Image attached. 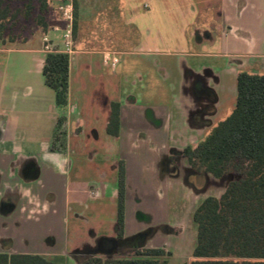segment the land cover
I'll use <instances>...</instances> for the list:
<instances>
[{
  "label": "crops",
  "instance_id": "1",
  "mask_svg": "<svg viewBox=\"0 0 264 264\" xmlns=\"http://www.w3.org/2000/svg\"><path fill=\"white\" fill-rule=\"evenodd\" d=\"M63 1L49 0L47 32L23 43L0 40V253L77 264L79 256L152 248L166 251L170 264L180 227L151 225V204L179 194L183 173L201 180L183 150L232 113L240 73L264 75V0H78L68 104L59 107L45 83L43 37L62 47ZM111 55L115 69L105 62ZM112 103L120 104L119 136L107 132ZM57 129L62 151L52 150ZM224 178L222 194L234 177Z\"/></svg>",
  "mask_w": 264,
  "mask_h": 264
},
{
  "label": "trees",
  "instance_id": "2",
  "mask_svg": "<svg viewBox=\"0 0 264 264\" xmlns=\"http://www.w3.org/2000/svg\"><path fill=\"white\" fill-rule=\"evenodd\" d=\"M49 0H0V40L21 21H33L47 32ZM75 17L78 0H73ZM69 55L49 53L44 65L45 83L65 107L69 92ZM59 120V127L63 123ZM108 134H120V104H111ZM63 132L57 129L53 151H62ZM59 144V145H58ZM60 147V148H59ZM182 156L199 174L216 179L233 175L220 197H207L193 220L197 244L188 264H264V75L242 72L237 77V99L232 113L205 140L187 147ZM125 225V173L119 172L117 237ZM162 249H135L129 257L79 256L77 264H168ZM0 264H63L39 255L0 253Z\"/></svg>",
  "mask_w": 264,
  "mask_h": 264
},
{
  "label": "rangeland",
  "instance_id": "3",
  "mask_svg": "<svg viewBox=\"0 0 264 264\" xmlns=\"http://www.w3.org/2000/svg\"><path fill=\"white\" fill-rule=\"evenodd\" d=\"M36 32L43 33V30L36 26L33 21H21L15 27H12V29L6 34V41L11 43H23L27 39H33V34H35ZM122 59L123 61H125V59L128 58L126 57ZM118 84L119 88L116 90V96L120 98L121 93L127 85L125 77L121 82H119L118 80ZM174 88L175 87L173 86L170 87L167 85H164L162 87L163 90H167V93H169L170 90L174 91ZM170 94H172V92ZM163 97L164 100H169V96L167 98L165 96ZM223 116L224 115H222V118L220 117L218 119V122H220L221 120L223 121L228 117L227 116L226 118H224ZM211 130H209V132L204 135V137H201L200 142L206 139V137L211 133ZM161 141L163 142L164 139H162ZM182 159L186 163V159ZM195 177L183 173L182 177L180 178L182 189L179 194L172 193L171 198H168L167 195H165V197L163 198H152L154 200V203L151 204L153 217L151 218L150 224H154L157 222H166V220H169L172 223L177 224V227H180V229H177V232L181 234L171 239V247L175 255L170 264H183L186 258L191 257L192 251L196 246L197 233L196 224L193 220L194 210L202 202V200L206 199L208 196H220L222 194V187L225 186L227 181V178L220 180L208 174H200L201 180L195 183ZM211 181L219 183L220 186L218 188H210L208 182ZM189 184H191V188H188ZM151 186L155 188L154 184H152ZM164 186L166 187V184ZM192 187L198 192H195ZM159 188L162 187L159 186ZM133 200L134 202H136V198H134ZM163 239V237L157 238V240L160 242L163 241Z\"/></svg>",
  "mask_w": 264,
  "mask_h": 264
},
{
  "label": "built area",
  "instance_id": "4",
  "mask_svg": "<svg viewBox=\"0 0 264 264\" xmlns=\"http://www.w3.org/2000/svg\"><path fill=\"white\" fill-rule=\"evenodd\" d=\"M58 12L60 13L61 20L65 23V27L62 29V47L60 49L55 48L51 44V40L48 35H44L43 44L44 51L49 53H64L70 55L74 51V4L72 0H64L58 6ZM106 64L111 65L113 69L119 63V59L116 55H111L106 58Z\"/></svg>",
  "mask_w": 264,
  "mask_h": 264
},
{
  "label": "flooded vegetation",
  "instance_id": "5",
  "mask_svg": "<svg viewBox=\"0 0 264 264\" xmlns=\"http://www.w3.org/2000/svg\"><path fill=\"white\" fill-rule=\"evenodd\" d=\"M92 194L95 195L94 192H92Z\"/></svg>",
  "mask_w": 264,
  "mask_h": 264
}]
</instances>
